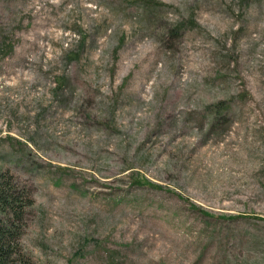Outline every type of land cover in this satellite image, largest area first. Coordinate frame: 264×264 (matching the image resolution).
I'll return each mask as SVG.
<instances>
[{"label":"rangeland","instance_id":"1","mask_svg":"<svg viewBox=\"0 0 264 264\" xmlns=\"http://www.w3.org/2000/svg\"><path fill=\"white\" fill-rule=\"evenodd\" d=\"M1 174L15 264H264V0H0Z\"/></svg>","mask_w":264,"mask_h":264},{"label":"trees","instance_id":"2","mask_svg":"<svg viewBox=\"0 0 264 264\" xmlns=\"http://www.w3.org/2000/svg\"><path fill=\"white\" fill-rule=\"evenodd\" d=\"M142 9L150 8L145 3ZM146 8V10H147ZM183 22H179V28ZM213 113H211L210 125L214 119L217 120L221 114V108L225 104L214 103ZM34 203L30 194V188L25 184H17L13 177L0 175V264H15L18 254L20 240L28 226L31 206Z\"/></svg>","mask_w":264,"mask_h":264}]
</instances>
